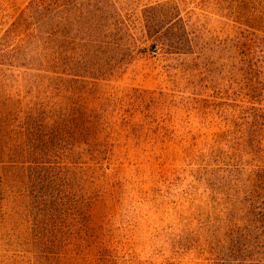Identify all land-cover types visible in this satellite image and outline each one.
<instances>
[{
    "label": "rangeland",
    "instance_id": "374dc122",
    "mask_svg": "<svg viewBox=\"0 0 264 264\" xmlns=\"http://www.w3.org/2000/svg\"><path fill=\"white\" fill-rule=\"evenodd\" d=\"M0 264H264V0H0Z\"/></svg>",
    "mask_w": 264,
    "mask_h": 264
}]
</instances>
